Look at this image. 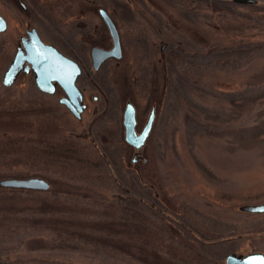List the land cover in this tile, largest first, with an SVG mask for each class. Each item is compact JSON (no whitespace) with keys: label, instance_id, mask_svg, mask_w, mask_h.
<instances>
[{"label":"rangeland","instance_id":"obj_1","mask_svg":"<svg viewBox=\"0 0 264 264\" xmlns=\"http://www.w3.org/2000/svg\"><path fill=\"white\" fill-rule=\"evenodd\" d=\"M261 5L0 0L8 22L0 32V120L7 130L0 179L39 176L50 183L0 185V264H153L155 253L173 264H226L231 251L264 253V211L241 209L264 201ZM101 7L116 24L122 55L93 68L91 47L113 45ZM30 27L83 68L76 81L86 103L80 117L59 101L61 90L38 88L34 72L3 84ZM128 101L138 129L157 108L140 148L125 138ZM134 222L152 230L150 252L137 239L124 237L123 251L76 231L132 229Z\"/></svg>","mask_w":264,"mask_h":264},{"label":"water","instance_id":"obj_2","mask_svg":"<svg viewBox=\"0 0 264 264\" xmlns=\"http://www.w3.org/2000/svg\"><path fill=\"white\" fill-rule=\"evenodd\" d=\"M237 1L248 2L251 0ZM99 12L109 28L113 39V45L110 48L98 45L92 46L91 58L93 68H98L105 59L111 56L118 58L122 55L120 37L116 24L105 8H99ZM7 27V20L0 13V32L6 30ZM21 71H33L35 83L38 88L49 93L54 92L55 84L53 80H57L67 93L66 96L60 98V102L65 103L77 117L81 116V112L86 106V103L83 99V92L76 82L78 76L82 72L80 63L59 50L55 45L45 42L35 27L27 28L25 34L20 37L16 51L3 73V84H12ZM154 118L155 109L152 108L142 130L138 132L136 129V108L131 101H128L125 105L123 115L126 140L135 148L142 147L151 130ZM135 157L136 154L133 156V160H135ZM0 185L30 189H48L50 187V183L39 176H29L26 178L6 177L0 179ZM241 209L263 212L264 201L253 204H243ZM225 263L264 264V253L249 252L246 254H237L231 251L226 254Z\"/></svg>","mask_w":264,"mask_h":264},{"label":"trees","instance_id":"obj_3","mask_svg":"<svg viewBox=\"0 0 264 264\" xmlns=\"http://www.w3.org/2000/svg\"><path fill=\"white\" fill-rule=\"evenodd\" d=\"M9 113L12 114V110H9ZM4 125V122L3 120L1 119L0 120V144L2 143V139H3V136L4 134L6 133V129H5V126H2ZM19 135V134H18ZM14 136H9V140H8V143H10V145H13L12 142H13V138ZM17 141H23V138L22 137H19L17 139ZM18 142V144H19ZM37 150L38 147H37ZM36 150H33L32 152H34ZM40 151V150H39ZM42 155L44 154H48V152L45 151V149H43L42 151ZM47 158L50 157L49 155L46 156ZM29 189V188H27ZM54 221V222H53ZM49 223H52V224H61V221H59L58 219H50L48 220ZM67 222L71 225H73V221L68 219ZM105 220H102V223H104ZM69 224H65L64 226L67 227L69 226ZM134 228L132 229H128V228H114V227H105L103 225L101 226H77L76 228V231L77 232H81V233H85L87 234V236H92L93 233H96L97 235H99L98 237L100 239H102L103 243L104 244H108L110 247H113V248H119L121 250H128L125 248V245H128V244H124L123 241H124V237L125 238H130V239H134L138 242H141L142 243V249L143 250H147L148 252H150V250H152L153 246H151V235H152V230L149 229L148 226L142 224V223H136L134 222ZM55 226V225H54ZM61 227V226H60ZM60 229V232L63 231V227L59 228ZM76 231H73L72 232V235H75V232ZM133 231V232H132ZM138 234V236L136 237V235ZM140 234V236H139ZM119 237V239H118ZM123 240V241H122ZM153 258H156L155 262L152 261L151 263L153 264H173V263H168V260L167 257H165L164 255L162 254H157L155 253ZM160 258L164 259V260H160ZM20 264V263H19Z\"/></svg>","mask_w":264,"mask_h":264},{"label":"flooded vegetation","instance_id":"obj_4","mask_svg":"<svg viewBox=\"0 0 264 264\" xmlns=\"http://www.w3.org/2000/svg\"><path fill=\"white\" fill-rule=\"evenodd\" d=\"M236 1V0H235ZM239 2H241V1H239ZM262 3L263 5H261L262 7H264V0H251V1H248V2H244V3H246V4H251V5H257V4H259V3ZM261 10H264V8H262ZM92 48V47H91ZM90 52H91V50H90ZM91 70H89V72H90ZM25 72V71H24ZM23 71H21L19 74H21V73H24ZM27 73H33L32 71H30V72H27ZM81 73H83V68H82V72ZM81 73H80V75L78 76V79H79V77L81 76ZM78 79H77V82H78ZM53 83L55 84L54 86V92H52V94H54V93H56V92H58L59 90H61L62 92H63V95H61L60 97H59V101H60V98L61 97H63V96H66L67 95V93H66V91L64 90V88L59 84V82L57 81V80H53ZM83 91V90H82ZM83 94H84V92H83ZM62 103V102H61ZM64 104V103H63ZM153 108L154 109H157V108H155L154 106H153ZM151 111V110H150ZM137 115V114H136ZM155 116H156V110H155ZM154 121H155V119H154ZM138 122V121H137ZM124 124V123H123ZM138 124V123H137ZM154 124V123H153ZM142 128H143V126L140 128V129H138L137 128V126H136V129H137V131L138 132H140L141 130H142ZM134 154H136V157H135V160H137L138 158H139V151L138 150H136V152L134 153Z\"/></svg>","mask_w":264,"mask_h":264},{"label":"bare ground","instance_id":"obj_5","mask_svg":"<svg viewBox=\"0 0 264 264\" xmlns=\"http://www.w3.org/2000/svg\"><path fill=\"white\" fill-rule=\"evenodd\" d=\"M111 16V15H110Z\"/></svg>","mask_w":264,"mask_h":264}]
</instances>
